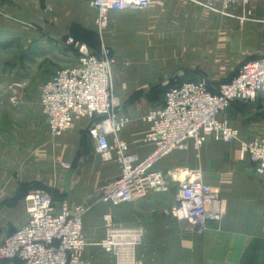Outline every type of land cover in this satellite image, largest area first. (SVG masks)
Listing matches in <instances>:
<instances>
[{"label":"crops","instance_id":"obj_1","mask_svg":"<svg viewBox=\"0 0 264 264\" xmlns=\"http://www.w3.org/2000/svg\"><path fill=\"white\" fill-rule=\"evenodd\" d=\"M91 1L0 0V241L25 223V198L45 189L55 196L56 205L65 199L71 207L87 208L83 218L87 241L84 258L90 264H113L97 246L105 236L104 217L108 212L98 198L101 187L119 176V166L95 154L88 135L91 122L87 119L75 121L59 138L52 139L48 134L40 92L43 83L64 67L49 66L45 54L49 51L55 61H62L63 49H71L75 57L69 67L78 55L64 44L66 37L85 43L96 54L103 45L114 52L112 78L117 99L159 97L161 102L155 108L162 103L163 91L155 95L154 90L150 91L152 86L197 78L221 82L234 74L243 61L264 56V1L251 2L247 9L252 21L240 25L235 17L199 8L194 1L201 0H183V4L180 0H151L144 10L111 13L99 48L93 44L99 31ZM63 3L73 5V17L63 16L59 10ZM32 4L34 10L40 7L37 14H30ZM48 4L53 5L54 14L48 13ZM231 13L239 17L242 9L233 7ZM164 15L179 16L171 27H161L160 17ZM13 49L20 53L15 59L2 54ZM25 67H32L35 74H10ZM260 98L264 94L258 95L256 102ZM256 102L233 103L222 117L232 115L228 111L234 105ZM119 114L141 118L143 110L136 103L122 111L120 108ZM146 132L147 125L132 122L121 131L120 138L128 144L131 154L144 157L152 149L144 142ZM240 135L242 139L256 136ZM230 146L236 151L217 155L218 162L240 163L250 172L244 168L242 172H228L220 184L207 181L220 190L224 214L203 230L182 228L173 218L163 216V210L175 205L172 190L152 193L120 209L111 208L114 223L143 228L140 251L147 258L145 264H264V187L251 165L240 160L238 145ZM165 165L161 162L157 169L165 171Z\"/></svg>","mask_w":264,"mask_h":264},{"label":"built area","instance_id":"obj_2","mask_svg":"<svg viewBox=\"0 0 264 264\" xmlns=\"http://www.w3.org/2000/svg\"><path fill=\"white\" fill-rule=\"evenodd\" d=\"M151 0H92L99 33L109 24L111 13L147 9ZM257 0L194 1L211 13L237 18L240 25L252 21L247 6ZM239 6L242 14L233 16ZM64 44L77 52L76 62L56 70L41 88L40 106L52 139L61 137L75 121L91 122L88 135L94 152L104 162H116L119 176L101 187L98 202L107 207L105 236L97 243L113 264H142L144 230L113 222L111 208L140 201L152 193L174 189L175 205L167 213L182 228L201 231L220 221L224 201L220 190L205 182L201 169L164 172L157 165L173 152L200 151L211 137L227 145L237 144L239 158L247 161L264 187V137L242 139L240 131L222 117L233 103H255L264 94V56L243 61L224 81L205 78L176 81L169 86L160 105L141 120L147 125L144 142L152 149L144 156L129 152L120 138L131 119L119 114L121 105L113 92L114 61L103 45L99 54L72 36ZM26 221L2 236L0 264H90L84 258V206L71 207L65 199L56 205L50 191L38 189L25 198Z\"/></svg>","mask_w":264,"mask_h":264},{"label":"rangeland","instance_id":"obj_3","mask_svg":"<svg viewBox=\"0 0 264 264\" xmlns=\"http://www.w3.org/2000/svg\"><path fill=\"white\" fill-rule=\"evenodd\" d=\"M264 0H261L259 3H261ZM180 4H183V0H180ZM49 5V4H48ZM33 6V4H32ZM47 6V5H46ZM41 8H46L42 7ZM49 9V14H54V8L52 6H47ZM52 8V10H51ZM73 5L72 4H61L59 6V10L62 12L64 17H67L68 19L73 17L75 14L74 10L72 9ZM201 8V7H199ZM32 11H30L31 15L37 14V12L40 10L36 9L34 10V6L32 7ZM203 9V8H201ZM205 10V9H204ZM86 13V12H85ZM179 15H167V16H162L160 17V26L161 27H171L172 21L177 18ZM175 22V21H173ZM73 25V24H72ZM75 27V26H74ZM75 30V29H74ZM105 32V31H104ZM103 32V33H104ZM103 35V34H102ZM100 36L101 34H97L95 36V41H93L94 46L96 48L99 45L100 41ZM99 48V47H98ZM107 49V48H106ZM108 50V49H107ZM101 51V48H100ZM63 60L58 61L54 59L53 55H51V52L47 51L45 54L47 58L44 60L48 61L51 66L56 67L58 69L59 67H67L71 62L73 61V56L75 57L74 51L71 49H63ZM73 53V55H72ZM100 53V52H99ZM110 58L114 61V52L113 51H108ZM6 57H9V59H15L20 53L18 50L13 49L10 51H5L2 53ZM33 62V59H31ZM240 62L242 59L239 60ZM43 64V62H41ZM12 69H10L8 72H10ZM9 74V73H8ZM10 74H16L19 76L25 75H34L35 70L32 67H25L23 69H17L15 72H12ZM159 87V86H158ZM151 88V89H150ZM146 88V90L150 91L154 90V94L160 96L162 90H157V87H150ZM153 95V94H152ZM152 99L149 100H120L119 103L121 105V111L124 110L125 108L131 107L134 104L138 103L142 110L143 114L141 115L142 117L149 111L150 108L153 109V106L156 104L160 103L161 100H158V98L153 99V96H151ZM153 104V105H152ZM151 110V109H150ZM228 112H232V115L227 116V120L230 122L231 125L236 126L238 130L242 133V136H250V135H256V136H264V98L258 99L256 104L250 105V106H239V105H234ZM141 117V118H142ZM129 118V117H128ZM140 117L137 118H129L131 119V123H139L144 125L145 123L141 120ZM146 125V124H145ZM231 150L236 151L234 146H230L227 144H224L222 142L215 141L211 137L208 139L206 144L201 148L200 151H194L191 149L183 150V151H177L173 152L171 155L167 156L165 159H163L164 163H167L165 165L166 169L164 172H169V171H174L177 169L179 172L185 169H201V171L204 174V180L207 183V181L211 183H224V178L226 173L228 172H242L243 168L246 170L247 166L241 165L240 163L237 165L233 164H220L216 158L217 155H230ZM160 162V163H161ZM64 166H66L64 164ZM249 170V168L247 169ZM246 170V171H247ZM250 172V170H249ZM70 173V170L68 171ZM69 177V176H68ZM174 191V189H172ZM125 207V205L117 207L116 209H120ZM173 207V206H172ZM115 209V210H116ZM170 211L168 210H163L162 214L166 218H173L171 215H169L167 212ZM174 219V218H173ZM176 220V219H174ZM142 255V264H145L147 258L144 256L145 253H141ZM110 258V256H109ZM111 260V258H110ZM112 262V261H111Z\"/></svg>","mask_w":264,"mask_h":264},{"label":"trees","instance_id":"obj_4","mask_svg":"<svg viewBox=\"0 0 264 264\" xmlns=\"http://www.w3.org/2000/svg\"><path fill=\"white\" fill-rule=\"evenodd\" d=\"M3 46H7V44H3ZM233 75V74H232ZM231 75V76H232ZM230 76V77H231ZM229 78V77H228ZM176 83V81L174 80V81H172L171 83H168V84H166V85H164V86H160V87H157L158 89L157 90H162L163 91V94H164V92H165V90L169 87V86H172V85H174ZM132 101V100H131ZM233 105V104H232ZM231 105V106H232ZM53 197H55L54 195H53ZM62 200V199H61Z\"/></svg>","mask_w":264,"mask_h":264}]
</instances>
